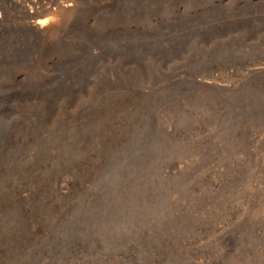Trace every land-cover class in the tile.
<instances>
[{
    "label": "rangeland",
    "instance_id": "1",
    "mask_svg": "<svg viewBox=\"0 0 264 264\" xmlns=\"http://www.w3.org/2000/svg\"><path fill=\"white\" fill-rule=\"evenodd\" d=\"M0 264H264V0H0Z\"/></svg>",
    "mask_w": 264,
    "mask_h": 264
},
{
    "label": "bare ground",
    "instance_id": "2",
    "mask_svg": "<svg viewBox=\"0 0 264 264\" xmlns=\"http://www.w3.org/2000/svg\"><path fill=\"white\" fill-rule=\"evenodd\" d=\"M34 25L38 26V27H43V23L38 19L36 21H34ZM98 133V132H97ZM98 137V136H97ZM36 171V170H35ZM49 202V201H48ZM40 232V231H39Z\"/></svg>",
    "mask_w": 264,
    "mask_h": 264
}]
</instances>
